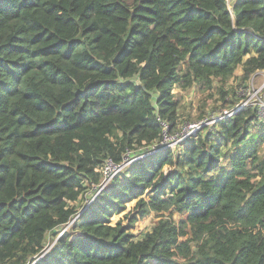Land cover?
<instances>
[{
	"label": "trees",
	"instance_id": "obj_1",
	"mask_svg": "<svg viewBox=\"0 0 264 264\" xmlns=\"http://www.w3.org/2000/svg\"><path fill=\"white\" fill-rule=\"evenodd\" d=\"M232 3L0 0V264H264L252 107L133 162L82 204L106 159L180 130L177 90L264 71V0Z\"/></svg>",
	"mask_w": 264,
	"mask_h": 264
},
{
	"label": "rangeland",
	"instance_id": "obj_2",
	"mask_svg": "<svg viewBox=\"0 0 264 264\" xmlns=\"http://www.w3.org/2000/svg\"><path fill=\"white\" fill-rule=\"evenodd\" d=\"M232 1L233 0H227V4L229 8H231L233 4ZM240 76H241V71L240 69H238L235 73V76L231 80H229L227 83H225L223 87L216 85L214 89L211 91L203 90L196 86L185 92L184 91L181 92L177 90L175 92L176 93L175 95H177L176 99L179 101V109H178L179 110V123L184 124L180 128V131L182 129L183 130L177 137H172V136L168 137L169 134H167L166 135L167 138L165 139L164 143L170 144V147H173L172 149L173 151H175L176 147L178 148L180 145H182L183 142H181L180 144L179 142L184 137V135L187 133L194 134V136L198 133H201L202 136H204L205 134L209 132L214 134L216 130L215 128L216 124L205 126L201 130L197 131L196 133L193 132L194 130H190L192 128H189V127L206 120L213 113H218L223 110L231 109L235 104L239 103L240 101H245L246 93H247L246 87H247L248 81L246 82L241 81ZM262 81H263V78L261 76H257L253 79L254 85H259ZM220 88H222L223 91H220ZM223 92L228 94V98L226 100L227 103H224L221 99L222 96H224ZM150 153L151 152H148L146 156L150 155ZM259 156L260 158L264 159V144L261 147ZM222 164H224L223 161H222ZM130 165H127V166L125 165V167H128ZM122 173H124V171H122ZM91 197H92L91 189H88L82 199V204L84 203L86 205V203L90 201ZM81 209L82 208L78 209L77 215ZM76 216L72 218V220L67 224L68 225L67 227H64L58 231L59 236L61 235L63 231L69 232L71 230V227L77 221ZM152 226H153V219L150 218L146 220L144 224L141 225V227L138 229V232L141 233L140 235H143V233L148 232ZM53 244L54 242L52 240V237L50 236L49 239L47 240V246L45 248V253H47L51 249Z\"/></svg>",
	"mask_w": 264,
	"mask_h": 264
},
{
	"label": "built area",
	"instance_id": "obj_3",
	"mask_svg": "<svg viewBox=\"0 0 264 264\" xmlns=\"http://www.w3.org/2000/svg\"><path fill=\"white\" fill-rule=\"evenodd\" d=\"M257 76H261L263 78V81L259 85H254L253 79ZM248 81L247 84V93H246V99L245 101H240L239 103L235 104L231 109L223 110L218 113L211 114L206 120L197 123L196 125L190 126L189 128H192L190 130H194L193 132H197L201 130L205 126L219 124L224 119H230L234 115H236L239 111L243 110L246 107H252L257 111L258 118L264 122V71H259L255 73ZM164 131H166L168 128L163 125ZM183 130V129H182ZM182 130L176 131L174 134L169 135L168 137H177ZM192 132V133H193ZM194 134H185L184 137L181 139L179 144L183 142L186 138L191 137ZM166 135L164 136L161 143H159L155 149L150 151V154L156 153L158 151L164 150V149H171L173 147H170V144H165L164 141L166 139ZM178 144V143H177ZM177 148V147H176ZM148 153V152H147ZM146 152L143 155L134 156L131 158V154L128 152L123 157L121 162L116 163L112 159L108 158L106 161L102 164L100 169V182L97 186L94 187L95 192L92 194V197L90 201L87 202V204H90L95 197L107 186L109 185L118 175L122 173V171L125 168V165H130L133 162L139 161L141 158L145 157ZM82 211H79L78 215L76 216V219H79V216L81 215ZM74 216V217H75ZM73 217V218H74ZM66 225L65 227H67ZM64 228V227H63ZM63 231L61 235L64 233Z\"/></svg>",
	"mask_w": 264,
	"mask_h": 264
}]
</instances>
